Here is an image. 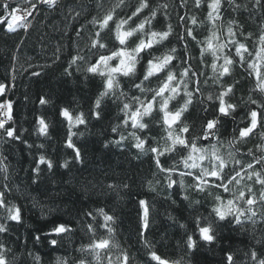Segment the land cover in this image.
<instances>
[{
	"label": "trees",
	"instance_id": "trees-1",
	"mask_svg": "<svg viewBox=\"0 0 264 264\" xmlns=\"http://www.w3.org/2000/svg\"><path fill=\"white\" fill-rule=\"evenodd\" d=\"M4 2L0 0V4ZM8 2L10 6L23 3L22 0ZM147 2L148 8L132 16L141 0H58L51 7L42 0H32L36 7L27 19L26 28L18 27L15 32H10L5 25H0V83L8 86L5 94L0 96V103L12 101V119L5 127L15 128L20 136L15 140L0 130V192L4 193L5 200V206L0 207V223L8 229L0 232V245L3 246L0 252L6 255L9 264H80L82 260L84 264H109V258L111 264H122L125 254L129 257V264H158L151 258L152 251L168 264H228V255L233 257V264H257L251 258L252 252L257 254V260L264 259V205L256 203L253 206L256 215L253 217L248 213L241 218L240 224L232 215L220 220L214 211L220 203L217 196L227 204L240 190L248 195V187L259 201L262 186L255 182V177L252 180L246 175L242 179L238 177L240 184L228 185V192L215 186L218 183L215 177H208V185L200 190L194 179L199 169H185L181 160V156L187 155L186 150L160 158L165 167L174 165L176 168L175 172L166 173L157 168L153 153L134 147L133 132L141 138L154 137L161 148L170 143L163 139L167 133L158 109L151 116L144 117L148 129H134L131 121L128 125L123 123L127 117L121 110L122 102H129V99L119 93L124 92L127 98L150 99L151 91L142 93L134 84L143 79L152 56H161L172 48L176 49L175 55L179 59L173 60L170 67L177 76L185 67L191 66L189 76L184 78L188 90L194 92V80L198 78L200 81V92H194L192 104L174 126L176 131L183 122L188 124L192 136L201 134L205 120L213 118V109L218 103L208 101L207 96L215 97L222 90L221 84L233 85V94L226 99L238 106L234 116L237 121L244 118L240 127L246 126L249 109L256 107L249 103V99L264 103V93L258 89L255 76L249 75L247 63L241 67L237 62L231 75L222 77L219 83L213 82L212 64H222L223 60L215 61L210 50L201 56V50L206 48L207 39L214 30L208 19L211 0H201L199 7L195 0ZM235 2L240 7L233 11L227 0H222V19L216 21L215 31L220 42H224L229 22L236 21L233 24L237 30L236 38L253 53L252 56L245 55V61L252 62L259 48V38L264 35V0L259 7L255 0ZM153 11L156 13L154 17ZM109 12H112L113 20L102 28V19ZM0 15H4L2 8ZM130 16L132 19L123 25V30L135 28L145 18L150 20L143 32L128 39V48L134 47L141 38L147 41L150 38L147 34L151 31H166L168 25H171L172 33L167 40L140 54L134 76L115 74L119 82L117 95L110 93L101 98L97 109L95 102L105 91L106 76L99 74L104 70L92 73L88 68L100 55H109L121 47L116 39V22ZM181 17H184L183 21ZM191 17L196 18L195 25L191 23ZM188 28L192 29L196 40L187 36ZM97 32L106 47L93 46ZM181 36L185 39L181 40ZM78 56L83 59H76ZM233 59L238 61V57L233 56ZM33 72L40 75L34 76ZM158 83L157 77H150L144 82V88L155 89ZM41 98L48 103L42 105ZM184 99L181 85L180 94L169 101V110L181 106ZM64 108L74 118L83 113L86 120L85 124L71 129L77 133L72 141L80 149L79 159L74 157L73 149L66 146L69 125L61 115ZM94 111H100L99 119L93 115ZM41 118L48 124L47 135L39 132ZM235 127L230 117H222L219 141L215 138L198 140L197 147L211 152V145L215 144L228 161V168L254 163L255 170L260 171L261 165L255 164L254 158L264 156V127H258L247 139L230 145ZM113 128L117 131L113 132ZM121 135L125 139L119 144L114 143ZM149 144H153L151 139L145 145L146 149ZM229 152L241 162L240 165H234L228 157ZM41 155L52 161V168L38 163ZM210 160L211 157L205 159L201 166L210 167ZM66 161L68 166L64 167ZM37 167L39 173L34 171ZM188 171L193 175H180V172ZM170 179L177 183L169 187ZM141 200L148 202L147 230L143 229ZM237 203L247 207L243 201ZM12 206L20 210L18 221L7 218V208ZM100 209L113 216L110 227L114 231L109 249L99 250L100 260H97L90 245L109 236L107 229L100 227L104 222ZM59 224L70 230L52 233L53 227ZM89 224L92 229L88 228ZM208 225L215 236L212 242L204 241L199 232V227ZM189 236L196 242L194 247H189ZM53 239L57 241L54 245L51 243ZM145 240L150 247L145 246Z\"/></svg>",
	"mask_w": 264,
	"mask_h": 264
},
{
	"label": "snow or ice",
	"instance_id": "snow-or-ice-1",
	"mask_svg": "<svg viewBox=\"0 0 264 264\" xmlns=\"http://www.w3.org/2000/svg\"><path fill=\"white\" fill-rule=\"evenodd\" d=\"M23 3L28 4L30 7L24 8L21 4H16L15 6H10L8 0H5L3 4H0V8L3 9L5 15H0V25H5L6 30L10 32H15L18 27L26 28L27 18L33 15V10L35 9V5L32 3V0H22ZM57 0H42V3L48 4L50 7L56 4ZM229 7L233 9V11L237 10L240 5L236 4L235 0H227ZM262 0H255V5L257 7L261 6ZM195 4L197 7L201 5V0H195ZM221 6L222 0H211L208 4L210 11L208 12V19L212 22L214 26V30L212 31L211 36L207 39L206 48L201 50V56L205 51H211L215 61L223 60L222 64H217L214 62L212 64L213 72H214V83H219L222 77L231 75L235 64L238 62L241 67H244L247 63V70L249 75H254L257 80V87L261 93H264V35H261L259 38V48L255 52V60L252 62L245 61V55L252 56L253 53L249 51L247 45L237 39V30L233 28V24H236V21H230L227 29V36L224 42H220V37L215 31V25L217 20H221ZM149 4L147 0H141V3L136 8L135 12H133L132 16H137L142 12L144 8H148ZM163 7H167L164 5ZM155 11L152 12V16H155ZM79 15V13H77ZM132 17H128L126 20H118L116 22V39L119 41L118 49L112 51L109 55H100L97 62L91 65L88 68L89 72L97 73L100 69V65L103 64L107 72L99 71L101 76H106V87L105 91L100 94V98H98L95 102V108H100L101 98L108 94H112L116 96V89L119 88V82L116 79L115 74L122 73L124 76H134L135 75V66L138 63V58L142 52L146 50H150L153 48L154 44H160L164 40H167L169 35L172 33L171 25H168L166 31L156 32L151 31L147 35H149V39L146 41L141 38L135 44L134 47L128 48L127 41L137 32H143L145 29V24L149 22L150 18H145V20L141 21L135 28H130L128 30H123V25L128 23V20H131ZM181 21L184 20V17L180 18ZM113 20L112 12L107 13L101 22V27H107L109 21ZM191 23L195 25L197 20L195 17L190 18ZM23 22V23H22ZM237 29H239V25L237 24ZM187 36L191 37L193 40H196V37L193 35L192 29H186ZM243 35L242 32L239 33ZM79 35V33H78ZM97 39L93 41V46L99 45L100 47H106V45L102 44L99 40L100 33L96 34ZM249 37L251 33L248 34ZM181 40H184L185 37L181 36ZM213 41H217V43H213ZM197 43H202L197 41ZM187 48V44L184 45ZM234 48V53L232 49ZM225 49L228 51L225 52ZM176 49L172 48L167 53L162 54L161 56H152L151 59L148 60L147 66L143 75V79L140 83L134 84V87L138 89L140 92L151 91L153 95L150 99L142 100L139 96H132L131 98H127L124 92H120L119 96H123L126 99H129V102H122L123 108L121 109L125 116L127 117L123 123L124 125H128L129 121H131V127L134 129H139L141 131L148 129L149 125L144 121V117L151 116L152 112L156 109L162 113V124L165 126L164 131L167 133L166 137L163 139L166 140L165 146L161 148L159 146V141L155 140L154 137H144L141 138L135 132L131 133L133 138L135 139L134 147L141 151H150L154 154V159L157 168L160 171L166 173H172L176 171L175 166L165 167L161 163V157L166 154L172 153H182L185 150L187 151L186 156H181V160L185 169H199V174L194 176V179L197 181L195 185L198 189L203 190L206 185H208V177H215L218 183L215 185L216 187L223 188L225 192L230 191L228 185L240 184V179L243 178L244 175L247 176L248 180H252L255 177V182L262 186V190L260 192L259 201L257 200L255 194L252 193L251 187H248V195H246L245 191L240 190L238 194L234 193V199H229L227 204H224L219 196L216 197L220 203L214 209L216 215L220 220L226 219L228 215H232L237 224L242 223L241 218L245 217L248 213H251V216H255L256 213L253 209V206L256 203H261L264 205V156L259 158H254L255 164L261 165L260 171H256L254 167V163H248L246 166L228 168V161L219 153V149L215 144L211 145V152L205 148H198L197 141L198 140H210L211 138H215L219 141V126L221 125L222 117H230L232 119V123L236 125L233 129V139L229 141V144H235L238 141H243L247 139L258 127H264V103H259L256 100L249 99V103L256 105L255 108H250L247 112V124L244 127H240V123L244 121V118H241V121H237L235 119L234 113L237 110V105L230 102V96L233 94V85H224L221 84V91L213 97V95L209 94L207 96L208 101H218L216 107L213 109L215 115L212 119H206L204 125L201 129V134L197 136H192L190 134V128L186 123H179L178 131L175 130L174 126L177 125V122L180 121L181 116L184 112L188 110L189 105L192 104V99L194 92H200V81L199 79L194 80V92L188 90V83L185 81V77L189 76V72L191 71V66L185 67L177 76L176 72L172 70L170 65L173 60L179 59L175 55ZM220 53L221 55H218ZM148 55L151 56V52H148ZM233 56L238 57V61L233 59ZM76 59H83L82 57H77ZM118 60V64L116 66H111L109 61ZM191 59V58H189ZM183 63H187V61H182ZM164 73L161 77L160 74ZM34 76L40 75L38 72L32 73ZM195 73H193V77H195ZM150 77H157L159 79L158 86L155 89H145L144 82L148 81ZM207 83V81H205ZM183 85V93H184V102L181 106L176 108L175 110H169V101L174 99L177 95L180 94V86ZM8 86L4 83H0V96L5 94L6 88ZM166 93L168 95H166ZM159 98V99H158ZM40 103L46 104L47 100L41 98ZM204 111L207 113L208 108L205 107ZM12 101L5 100L3 103H0V130H3V133L10 138L15 140H19L20 136L16 134L15 128L5 127L7 122L12 119ZM61 115L66 118L69 125V134L66 139V146L74 151V157L76 159L80 158V149L76 147V145L72 141V137L77 133L71 131L72 127L75 125L85 124L86 120L84 118L83 113H79L75 116L69 112L67 108L62 109ZM93 115L99 119L101 116L100 111H94ZM39 132L43 135L48 134V124L45 122L43 118L39 120ZM113 132H116L117 129L113 128ZM238 130V135L236 134ZM194 131V129L192 130ZM185 134H189V136H185ZM264 135V134H262ZM125 137L123 135L120 136V140L114 141V143H121ZM149 139L153 141V144H149L148 148H145V145L148 144ZM155 145V146H154ZM40 147H43L41 145ZM264 151V149H262ZM211 157L210 167H202L201 163ZM229 159H232L234 165H240L239 160H235L233 153H228ZM171 158V157H170ZM191 161V163H190ZM38 163L40 165H46L48 168H52L53 164L51 160L46 159L44 155L39 157ZM64 167L68 166V162L66 161L63 165ZM225 169H228L225 171ZM35 172L39 173L40 169L37 167L34 169ZM180 175L183 177L184 175H193L191 171L188 172H180ZM177 182L175 180H171L169 182V187L173 186ZM183 181L181 180V184ZM237 201H243L244 205L247 207H241ZM140 204L143 206V229L147 230L149 227L148 215L149 208L148 202L145 200H141ZM5 206L4 193L0 192V207ZM8 217L11 220L18 221L20 219V210L15 206L7 208ZM99 214L103 216V223L100 227L106 228L109 233L108 237L100 238L94 243L90 245L91 250L95 253L97 260H100V251L99 250H108L111 243V234L114 229L110 227V222L113 221V216L108 215L103 211V209L99 210ZM87 215L91 216L92 213H88ZM251 219V217H249ZM92 225L89 224L88 228L92 229ZM7 227L3 223H0V232H7ZM64 224H59L53 227L52 233L60 234L69 231ZM199 232L201 238L204 241L212 242L215 239L213 234V230L211 225L199 227ZM143 235V232L141 233ZM39 239V237H37ZM54 245L57 243L55 239L51 241ZM195 241L191 236L188 237L189 247L195 246ZM145 246L150 247L147 240H145ZM3 246L0 245V248ZM152 260L158 262V264H168L166 260L161 259L160 256L156 254V252H150ZM251 258L257 261V264H264V259L257 260V254L255 252L251 253ZM228 264H233V257L231 255L227 256ZM0 264H9V261L6 258V255L3 252H0ZM80 264H84L82 260ZM109 264H111V259L109 258ZM122 264H129V257L127 254L122 257Z\"/></svg>",
	"mask_w": 264,
	"mask_h": 264
},
{
	"label": "rangeland",
	"instance_id": "rangeland-1",
	"mask_svg": "<svg viewBox=\"0 0 264 264\" xmlns=\"http://www.w3.org/2000/svg\"><path fill=\"white\" fill-rule=\"evenodd\" d=\"M109 64L111 66H116L118 64V60L115 59V63L113 62V60L112 61H109ZM100 69L101 70H104V71H108V69H106L103 64L100 65Z\"/></svg>",
	"mask_w": 264,
	"mask_h": 264
},
{
	"label": "built area",
	"instance_id": "built-area-1",
	"mask_svg": "<svg viewBox=\"0 0 264 264\" xmlns=\"http://www.w3.org/2000/svg\"><path fill=\"white\" fill-rule=\"evenodd\" d=\"M21 6L24 7V8L30 7L28 4H22ZM0 115H2V114H0Z\"/></svg>",
	"mask_w": 264,
	"mask_h": 264
},
{
	"label": "bare ground",
	"instance_id": "bare-ground-1",
	"mask_svg": "<svg viewBox=\"0 0 264 264\" xmlns=\"http://www.w3.org/2000/svg\"><path fill=\"white\" fill-rule=\"evenodd\" d=\"M58 1V0H57ZM4 15H5V13H4Z\"/></svg>",
	"mask_w": 264,
	"mask_h": 264
},
{
	"label": "water",
	"instance_id": "water-1",
	"mask_svg": "<svg viewBox=\"0 0 264 264\" xmlns=\"http://www.w3.org/2000/svg\"><path fill=\"white\" fill-rule=\"evenodd\" d=\"M206 141V140H205Z\"/></svg>",
	"mask_w": 264,
	"mask_h": 264
}]
</instances>
